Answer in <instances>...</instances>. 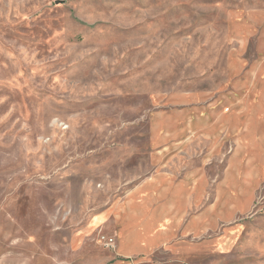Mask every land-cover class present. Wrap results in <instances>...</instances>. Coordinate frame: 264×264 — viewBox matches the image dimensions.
I'll use <instances>...</instances> for the list:
<instances>
[{"label": "rangeland", "instance_id": "374dc122", "mask_svg": "<svg viewBox=\"0 0 264 264\" xmlns=\"http://www.w3.org/2000/svg\"><path fill=\"white\" fill-rule=\"evenodd\" d=\"M243 13L264 0H0V263L83 264L66 224L145 175L150 94L210 86ZM260 215L230 253L136 264H264Z\"/></svg>", "mask_w": 264, "mask_h": 264}, {"label": "crops", "instance_id": "0c3cea01", "mask_svg": "<svg viewBox=\"0 0 264 264\" xmlns=\"http://www.w3.org/2000/svg\"><path fill=\"white\" fill-rule=\"evenodd\" d=\"M242 18L254 27L239 34L228 15L230 47L215 68L217 78L211 68L210 86L150 94L149 170L127 174L120 194L103 208L66 224L68 262L136 264L158 253L223 255L262 216L264 114L258 106L264 107V13ZM256 88L261 95L248 101ZM109 238H115L114 246ZM16 255L0 264H21Z\"/></svg>", "mask_w": 264, "mask_h": 264}, {"label": "built area", "instance_id": "2783aa9c", "mask_svg": "<svg viewBox=\"0 0 264 264\" xmlns=\"http://www.w3.org/2000/svg\"><path fill=\"white\" fill-rule=\"evenodd\" d=\"M114 243H115V238H109L108 245L114 246Z\"/></svg>", "mask_w": 264, "mask_h": 264}]
</instances>
